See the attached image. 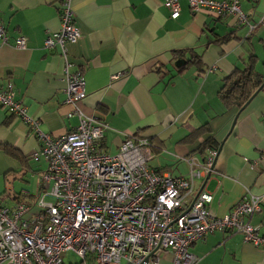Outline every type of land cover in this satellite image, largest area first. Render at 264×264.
<instances>
[{
  "label": "crops",
  "instance_id": "obj_1",
  "mask_svg": "<svg viewBox=\"0 0 264 264\" xmlns=\"http://www.w3.org/2000/svg\"><path fill=\"white\" fill-rule=\"evenodd\" d=\"M58 5L59 0H0V19L9 36L8 43L0 42V87L11 82L27 114L53 136L76 124V118L65 117L64 61L57 48H42L44 38L59 28ZM240 6L254 22L264 9L261 1L242 0ZM71 8L80 36L67 43V59L83 71L84 111L108 125L103 150L115 154L127 136H146L152 146L149 165L183 176L189 168L186 157L201 163L209 148L198 150L210 133H188L207 124L219 150L213 171L204 183L196 179L194 189L203 185L212 193L208 210L216 217L225 215L245 189L261 195V210L250 222L264 231V91L239 112L231 130L239 108H226L217 93L222 78L244 66V38L249 37L258 57L255 69L264 74V26L248 33L245 25L207 11L192 12L186 0H180L175 19L163 0H72ZM228 33L230 38L215 41ZM20 35L26 41L23 48L13 44ZM192 52L200 63L177 70L181 66H174L175 61H186ZM0 144L13 148H0L3 204L33 206L40 183L36 190L27 183L45 167L43 160L29 156L38 140L1 107ZM190 251L196 264H264V246L244 242L236 232L210 233Z\"/></svg>",
  "mask_w": 264,
  "mask_h": 264
},
{
  "label": "built area",
  "instance_id": "obj_2",
  "mask_svg": "<svg viewBox=\"0 0 264 264\" xmlns=\"http://www.w3.org/2000/svg\"><path fill=\"white\" fill-rule=\"evenodd\" d=\"M71 1L59 0V28L44 38L42 48H57L64 61L65 117L76 118V124L57 136L44 133L14 85L0 87V107L33 131L38 147L29 156L45 164L38 174L42 196L33 206L20 201L6 206L0 196V264H64L69 250L78 257L73 264H196L190 247L217 231L240 233L244 242L264 246V231L250 222L261 210V195L245 189L225 215L216 217L208 210L212 193L203 185L194 189L196 179L204 183L213 171L216 147L207 149L201 163L186 157L188 172L177 177L149 165L152 146L146 136H127L115 154L103 150L108 125L84 111L83 71L67 59V43L80 36ZM241 1L186 0L192 12L245 25L248 33L264 26V9L254 22ZM247 1L264 5V0ZM163 6L171 18L178 17L180 0H163ZM0 42H9L1 19ZM25 42L21 35L13 40L19 48Z\"/></svg>",
  "mask_w": 264,
  "mask_h": 264
},
{
  "label": "trees",
  "instance_id": "obj_3",
  "mask_svg": "<svg viewBox=\"0 0 264 264\" xmlns=\"http://www.w3.org/2000/svg\"><path fill=\"white\" fill-rule=\"evenodd\" d=\"M232 33L225 34L221 37L217 35L215 41L221 42L230 38ZM249 37L244 38L248 43H245V52L247 54L246 61L242 68H235L230 73L225 75L222 78L221 85L217 91L218 97L223 102L226 108H241L242 105L251 97V95L260 87L259 91H264V74L257 72L254 65L258 60L257 55L254 53L252 42H249ZM180 53V52H179ZM183 54L180 53L179 57H182ZM200 63L199 55L196 53H191L190 57L186 60L185 64L179 67L177 70L183 69L185 65L189 63ZM12 116V115H11ZM210 133L209 127L207 124L201 125L198 128H192L188 136H195L202 133ZM207 135L205 140L198 147L200 152H204L208 147L213 146L218 148L219 144H216L211 136ZM187 136V137H188ZM0 148L5 150L12 149V147L6 144H0ZM10 151V150H9Z\"/></svg>",
  "mask_w": 264,
  "mask_h": 264
},
{
  "label": "rangeland",
  "instance_id": "obj_4",
  "mask_svg": "<svg viewBox=\"0 0 264 264\" xmlns=\"http://www.w3.org/2000/svg\"><path fill=\"white\" fill-rule=\"evenodd\" d=\"M38 180H39L38 175L35 174L33 179L29 180L30 184L27 183V185L33 187L36 190L37 189ZM41 196H42V192H40L38 194V198L41 197ZM51 199H52V197H48V198H46V201H50ZM34 208H35V211H36L37 208L36 207H34ZM63 260H64V264H69V263L73 264V263L78 262V257L72 251L69 250V251H66V252L63 253Z\"/></svg>",
  "mask_w": 264,
  "mask_h": 264
},
{
  "label": "water",
  "instance_id": "obj_5",
  "mask_svg": "<svg viewBox=\"0 0 264 264\" xmlns=\"http://www.w3.org/2000/svg\"><path fill=\"white\" fill-rule=\"evenodd\" d=\"M185 60L184 59H177L176 61H175V63H174V66H176V67H179V66H182V65H184L185 64ZM259 89H260V87L251 95V97L242 105V107L241 108H239V110H238V113H236L235 115H234V118H233V120H232V122H231V126H230V130H231V128H232V126H233V124L235 123V120H236V118H237V116H238V114H239V112L250 102V100L258 93V91H259ZM230 130H229V132H230ZM219 149H217V151H218ZM209 177V175H207V178Z\"/></svg>",
  "mask_w": 264,
  "mask_h": 264
}]
</instances>
